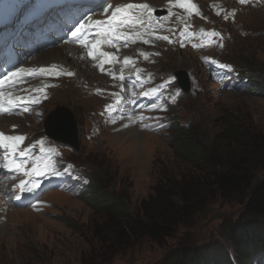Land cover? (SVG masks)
<instances>
[{
  "label": "rangeland",
  "instance_id": "374dc122",
  "mask_svg": "<svg viewBox=\"0 0 264 264\" xmlns=\"http://www.w3.org/2000/svg\"><path fill=\"white\" fill-rule=\"evenodd\" d=\"M220 26L230 38L221 52L211 54L264 86V9L243 10L234 24ZM48 52L35 58L46 61ZM162 55L150 69L162 76L179 74V81L187 80L192 88L168 113L170 121L158 123L154 129L158 131L123 127L116 132L103 126L99 133H89L97 123V110L105 103L90 97L84 89L87 84L104 80L95 74L88 76L94 80L84 86L75 80L58 82L36 120H15L21 124L17 132L27 133L32 140L45 134L46 128L62 134L61 119L74 121L77 149L64 151V159L76 164L108 197L118 200L131 221L141 218L140 204L152 196L156 187L167 188L165 180L170 175L177 181L189 175L205 180L201 173L206 172V166L209 171L220 172L210 159L225 155L233 147L225 133L231 123L250 135H264V97L250 94L237 83L232 90L211 83L204 85L203 69L188 51H165ZM182 60L185 65L178 66ZM84 67L81 65V69ZM81 72L83 69L77 71L76 78H81ZM176 87L180 88L179 84ZM64 110L69 114L62 113ZM176 122L192 128L195 146L205 155L203 162L190 164L179 158L171 144V124ZM254 173L258 181L264 168L257 166ZM79 187L69 195H45L43 200L48 207L38 214L0 205V264H162L182 241L195 246L224 242L223 221L237 219L246 201V196L227 195L210 188L202 193L191 209L189 221L174 236L152 242L134 230L130 240H126L125 233L114 232L113 228L124 219L104 206L91 208L77 195ZM207 210L210 212L204 218Z\"/></svg>",
  "mask_w": 264,
  "mask_h": 264
},
{
  "label": "trees",
  "instance_id": "16d2710c",
  "mask_svg": "<svg viewBox=\"0 0 264 264\" xmlns=\"http://www.w3.org/2000/svg\"><path fill=\"white\" fill-rule=\"evenodd\" d=\"M260 86L261 93L257 96L264 97V86ZM191 129L174 124L171 144L180 159L195 164L203 162L205 155L195 146ZM225 133L233 147L225 155L210 159L221 171H209L210 167L206 166V172L201 173L205 180L189 175L177 181L170 175L165 180L167 188L156 187L152 196L140 204L141 218L137 221H131L124 206L108 197L93 180L82 200L96 210L103 206L114 210L117 217L124 219L113 228L114 232L125 233L126 240H130L135 230L157 242L174 236L177 229L189 221L191 209L205 190L216 188L227 195L246 196L237 219H226L222 223L224 243L195 246L182 241L162 264H231L229 252L239 264L264 259V174L256 181L254 173L257 166L264 168V135H250L234 123ZM207 178H210L209 182Z\"/></svg>",
  "mask_w": 264,
  "mask_h": 264
},
{
  "label": "snow or ice",
  "instance_id": "6c2138e0",
  "mask_svg": "<svg viewBox=\"0 0 264 264\" xmlns=\"http://www.w3.org/2000/svg\"><path fill=\"white\" fill-rule=\"evenodd\" d=\"M241 3L244 2V0H240ZM181 7H187L190 11L196 10V5L192 3L180 4ZM103 7V6H101ZM112 5H108L107 8H103V12L107 13L109 8H111ZM133 9H139V10H147L151 12V9L149 8L148 4H126L122 6H117L115 8V11L112 12V15L110 17V23H108L107 26H105V23L101 20L92 21L91 18H89V21L87 23V28L91 29L93 27L103 29L102 33H96L92 36V43L91 47L89 48V33L88 31H85L86 25L85 23H81L78 28L75 29V31L71 32V36L74 38L75 42L78 44H81L84 48H89L88 56L92 57L93 59L96 58V52L94 50H98L99 45L101 43L100 40L96 39V36L103 35L105 39L111 44L112 41V35L116 33L117 27L123 26L126 23L129 22L128 20V12ZM119 14V16H118ZM208 36H216L218 35L215 32L207 33ZM116 39H119L120 36L117 34ZM161 39H168L167 37H161ZM100 56H107L106 53L100 52ZM127 62V61H126ZM103 61L101 62L102 65ZM224 67V66H222ZM101 70L103 71V68L101 67ZM44 70L40 69L38 71H34L32 69L25 70V69H17L16 71L8 72L3 79H0V88H3V86L7 83L12 87H15V85L20 82L24 75L28 76H34L39 75ZM67 75H72L73 73L67 72ZM123 79V77H121ZM50 85H44V87H49ZM43 89H39V91H42ZM155 92V89H153V93ZM4 99V93L0 91V101ZM20 100V97H16L15 99L12 98L11 93H9L8 97V104L10 106L15 105L16 101ZM33 103H38V100H33ZM25 111H28L27 107L24 109ZM7 111V109H4L2 104H0V112ZM25 138L23 136H7L4 133L0 132V148H4L7 150L5 160H8L9 155L15 154L17 152L18 146L20 143L23 142ZM27 149L21 150L19 152L20 157H25L27 155ZM0 167L7 168L9 170H15L17 172H23L24 175L30 176L33 173L36 176H43L45 175V172L43 169L39 167V165H33L30 172L24 171L23 165L17 163L14 159L8 160L7 163L0 164ZM31 182L30 181H22L20 185V191H28L33 192L35 191V188L38 187V185L29 186ZM19 199V197H17Z\"/></svg>",
  "mask_w": 264,
  "mask_h": 264
},
{
  "label": "bare ground",
  "instance_id": "6f19581e",
  "mask_svg": "<svg viewBox=\"0 0 264 264\" xmlns=\"http://www.w3.org/2000/svg\"><path fill=\"white\" fill-rule=\"evenodd\" d=\"M120 1H142V0H120ZM161 0H148V2L152 5H155V6H158V5H161L160 3ZM49 54L50 56L48 57V59L46 61H43V62H40V61H37L39 59L36 60V64H44L45 62H59L61 63L62 65L64 66H73V63L74 64H77L78 67L81 68V65H84L85 67L87 68H82L83 69V72H81V78H75L79 83L80 82H83L85 80L88 79V76L89 75H92V71L90 69V67L84 63H81L79 60H72V59H69L67 57V55L65 53H63L61 50L59 49H55V50H51L49 51ZM167 55V54H166ZM171 55V54H170ZM168 60V58H167ZM185 60H182L180 61L179 65L178 66H184L185 65ZM160 63V62H159ZM168 64V63H167ZM80 73V72H79ZM80 75V74H79ZM78 77V76H77ZM92 78V77H91ZM72 81V80H71ZM84 86V85H83ZM84 95V93H83ZM87 97V96H86ZM60 116V115H59ZM58 118V117H57ZM6 120L7 119H2L0 120V124H4L5 126L8 127V123L6 124ZM23 124V123H22Z\"/></svg>",
  "mask_w": 264,
  "mask_h": 264
},
{
  "label": "water",
  "instance_id": "95a60500",
  "mask_svg": "<svg viewBox=\"0 0 264 264\" xmlns=\"http://www.w3.org/2000/svg\"><path fill=\"white\" fill-rule=\"evenodd\" d=\"M62 113H67V111H63ZM70 117V115H69ZM61 118V116H60ZM61 128L62 134H59V131L56 129L47 128L46 133L51 138L61 141L63 143L69 144L71 146L76 147V127L74 121H69V119L62 120L61 119ZM208 212V210L205 212V214ZM218 217L222 218L225 217V215H219Z\"/></svg>",
  "mask_w": 264,
  "mask_h": 264
}]
</instances>
